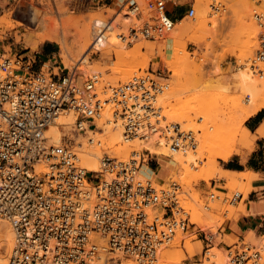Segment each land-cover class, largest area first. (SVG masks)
<instances>
[{
	"label": "built area",
	"instance_id": "2783aa9c",
	"mask_svg": "<svg viewBox=\"0 0 264 264\" xmlns=\"http://www.w3.org/2000/svg\"><path fill=\"white\" fill-rule=\"evenodd\" d=\"M170 3L179 7L180 0H125L126 25L118 42L132 47L164 41L177 23ZM208 8L211 14L221 10L216 0ZM195 13V0L187 2L180 20L194 19ZM252 18L259 29L256 49L240 67L260 76L264 11L254 10ZM112 22L95 23L92 43L106 41ZM36 63L29 49L0 50V219L12 232L6 264H121L123 259L155 264L179 233L194 226L180 206V185L162 187L141 175L149 158L160 155L147 147L126 159L104 153L95 173L82 166L81 154L83 140L95 142L106 114V124H121L124 141H152L172 152L192 148L195 132L168 120L159 103L168 81L151 68L101 92L99 73L84 78L79 65L66 70L57 62H41L35 70ZM61 119L65 123L57 124ZM51 126L62 132L59 141L48 135ZM242 199L235 192L229 204ZM218 235L203 231L204 256ZM261 239L258 245L238 240L227 246L226 262L264 264Z\"/></svg>",
	"mask_w": 264,
	"mask_h": 264
},
{
	"label": "rangeland",
	"instance_id": "374dc122",
	"mask_svg": "<svg viewBox=\"0 0 264 264\" xmlns=\"http://www.w3.org/2000/svg\"><path fill=\"white\" fill-rule=\"evenodd\" d=\"M187 2H192V0L180 1L185 9ZM216 2L220 3L221 6V10L218 14H211L208 8L210 0H195L196 13L194 19H182L183 24L189 26L192 30H195L201 25H205L204 29L206 30V32L203 30L204 33L199 31L198 34L195 35H193L194 32H190L188 35L176 37L172 40L175 45L177 44V47L180 45V47H178L180 49L184 44L183 52L186 56L185 59L182 58V54H179V52L178 55L181 59L178 55L173 54L174 47L168 48L165 41L170 35H168L164 41H159L157 43L138 42L132 47L124 45L125 52L129 51L128 53H131V51L133 52L134 49L136 50L137 46L140 45L144 47L141 49V51L144 52H151L149 49L153 47L152 53H150L152 56H149V61L147 60L148 64H146L144 68H135L133 64L126 70L129 69V76L131 77L134 74H146L147 70L150 71L151 68L154 70L159 69V71L162 72L163 78L168 81V85H170L168 90L173 89L174 92H171L172 90L169 92L167 91V94L165 93L166 96L164 94L160 98L159 103L161 105V100L165 103L162 104L164 107L163 114L168 120L181 124L183 129L190 126L193 132H195V144L189 149L191 151H196L198 155L197 165H195L193 171L194 173H199L200 170L208 164V155L205 154L206 149L203 147L202 150L199 149L200 145L197 143L200 134L206 133L209 135L211 133L213 137L215 136L212 141L213 147H225L233 143L239 144L238 138L242 135L238 124L240 119L232 118L234 104L232 103V99L238 98L241 103L244 104L250 99V95L246 91L237 88L235 77L237 72H239V68L240 70H245L240 66L246 63V60L252 56L256 49L259 29L252 18L253 11H264V1L258 5L252 0H216ZM124 3L125 0H0V50L4 49L5 51H10L11 49L14 51V49L20 50L26 48L23 40L24 36L26 34H36L41 30L37 22L31 21V15L34 12H38L41 18L43 16L52 18L59 17L58 19L64 20L67 24L66 42L67 45L72 47V45L77 42V31L81 24L91 23L92 25L93 18L111 20L121 10ZM61 8L64 10L66 9L64 15H60L58 12ZM200 12L202 13L201 16ZM240 16L243 18L241 20L242 22H240ZM19 23L22 25H19ZM244 29L246 31L249 30L247 31L249 33L252 30V32L254 31L256 34H254V37L251 33V36L249 35L250 37H243L247 34L243 33ZM241 30L244 35L240 33ZM172 33L173 31L171 34ZM249 38H251V41L254 43H250L251 41ZM245 41L247 44L244 43ZM43 43H52L56 47L57 55L55 60L57 65H60L61 68L71 70L72 67L77 64L79 65V61L82 57L80 59L79 57H74L77 59H72L70 61V66L68 68L65 67L60 57V45L54 41H45ZM171 45H169V47H171ZM249 45H252V48ZM244 46H248V48ZM26 49L35 53L38 47L35 49ZM112 50L106 49L103 52L93 53L91 57L89 55L91 66L88 65V73L86 76H83L85 78L94 72L99 73L101 82L99 89L101 92L117 86L119 83H124L130 78L128 76L124 79L122 77L124 73L114 72L118 62L114 63L117 61V58H115V51ZM172 63L175 65H172ZM83 66H85V64L81 65V67ZM246 71L250 75H254L247 69ZM80 73H82V71ZM260 76L254 75L253 78L257 80L258 88L263 90V94L261 91L260 92L264 99V75ZM202 106L204 107L201 108ZM178 107L180 108L178 109L180 113L176 110ZM174 108L177 111L176 113L180 115L179 117L184 114L187 116L188 114V119L183 117L184 120L179 122L171 118V115H174ZM105 117L106 120L110 118L108 114H106ZM199 119H201L200 122ZM242 126H245V122ZM211 129H213V131ZM256 135L257 134H252L247 136L248 142L246 141V144H243L246 145L244 151H246L247 154L255 147ZM94 138L96 141H99V138L103 140L101 137H98V134H96ZM85 140L87 142V139H84L83 142H85ZM96 141L94 142L95 145L94 143L89 144L88 142L87 145H89V147L94 146L95 148ZM129 148L136 149L134 146H130ZM131 152L132 150L124 154L123 156L125 157L115 156L123 159L128 157ZM109 155L111 157L114 156L113 153H109ZM165 157L166 156L160 155L158 157L153 156L154 160H150L151 158H149L148 164L144 165L146 172H148H145L146 176L156 185L162 187H167L171 182L180 185V196H182L180 197V206L186 211L188 210L190 223L195 227V229L191 230L190 226L187 231L181 233V240H175L174 243L166 249L167 252L170 254H178L183 249V246L192 244L194 249L193 253L186 254L178 264H201L210 254L208 253V256H204L205 244L202 240L203 231L207 233H216L220 231L224 235V238L218 235L213 243V247L220 250L221 253H219V256H221V258L219 257V259L221 260L216 259L218 262L214 261L212 264H221V262L226 263V259L222 260V258H225V248L220 247V245L223 242L232 245L238 241V238L228 233L227 226L230 221L236 220L238 216L243 213L244 206L242 203L252 190L251 186L250 188L242 187L241 185L230 187L227 183L232 177L228 179V177L224 176L219 171L213 170L209 173L210 176H208L209 178L207 177L208 179L198 181L192 180L191 188L186 192L184 189L185 187H183L178 178H169L170 171L167 168V163L170 158ZM156 158L158 160V165L155 161ZM223 162L224 161L219 159L216 161V165L218 166L217 169L221 170ZM156 167L159 168V172H152L149 169H156ZM243 177L244 173L236 176L234 180L237 179L236 182H238L243 179ZM235 192L241 193L243 199L236 202L234 205H230V198ZM211 194L214 195V198L210 197ZM181 201L183 204L185 203L184 206H182L183 204ZM192 212H195L194 215L198 212L197 214L199 217L196 215L198 221L192 218V216H194ZM244 241L246 243L258 245L262 239L255 240L247 236ZM3 250L5 253L6 248ZM121 262H124V259Z\"/></svg>",
	"mask_w": 264,
	"mask_h": 264
},
{
	"label": "bare ground",
	"instance_id": "6f19581e",
	"mask_svg": "<svg viewBox=\"0 0 264 264\" xmlns=\"http://www.w3.org/2000/svg\"><path fill=\"white\" fill-rule=\"evenodd\" d=\"M65 10L61 8V9H59V11L58 10L57 11L60 13V15L61 14L64 15L66 12ZM49 13H50V11H49ZM201 15H202V13L200 12V16ZM58 18L59 17L52 18V17H46V16L45 17L43 16L41 18L40 14L38 12H34L31 15V21L37 22L38 27L41 29L40 30L41 32L38 31V33H36V34H26L24 36V39H23L24 44H25L26 48L35 49L38 47L39 44H41L45 41H54V42L58 43L60 45V50H61L60 57L62 58V60H63L62 62L65 65V67L68 68L70 66V61L72 59L76 60L78 57H79V59L82 57L79 61V69H80V72L82 71L81 74L83 76H86V74L88 73V67H89L88 65H90L89 55L91 57V55L93 53H96L98 51L103 52L106 49H110V50L113 49L115 51V55H116L115 58H117L116 59L117 61H115L114 63L118 62V64L115 66L114 72L115 73H121V74L124 73V75L122 76L124 79H126L130 74V71H128L129 69L126 70L127 68H129L133 64H134L133 67H135V68H139V67L144 68V66L146 64H148L147 60L149 59V56H152V55H150V53H152L153 47H151L149 49V50H151V52H144V51H141V49L144 47H141V45H140V46H137L136 50L134 49L133 52L131 51V53H128L129 51L125 52V46L123 44H121L120 42H118V40L116 39V36H117L119 30L121 29V27H124L126 25V19L123 17V12H121V10L115 15V17L113 18V22L108 26V29L106 32V41H104V42L102 41V42H99L96 44L91 42L94 25L96 22L103 21L104 19L93 18L92 25H91V23H87V24H83V25L81 24V26L78 27V31H77V42L74 45H72V47H70L69 45H67V42H66V35H67V31H66L67 26L66 25L67 24H66V22H64V20H61ZM64 19H66V18H64ZM242 19L243 18L240 16V22H242L241 21ZM104 21H106V20H104ZM3 22H4V20H3ZM19 25H22V24L19 23ZM204 28H205V25H201V26L197 27L195 30H192V29H190L189 26L183 24V20H180L175 24L174 29L172 30L173 33L172 34L170 33V36L168 37V39L165 42L167 43L168 48L174 47V49H173L174 55H178V52H179V54H182V58L185 59L186 56L184 55V52H183L184 44L182 43L183 45L181 47V49H182L181 50L180 48H178V47H180V45L177 47L176 46L177 44L175 45L173 43L174 41L172 42V40H174L176 37L188 35L190 32H194L193 35L198 34L199 31L201 33L202 32L204 33V31H203V30H205ZM247 31H249V30H247ZM247 31L244 29V32L241 30L240 33L241 34H242V32L244 34L247 33L246 34L247 36L242 34V35H244L243 37H248L250 35V33L253 34L252 36L254 37V34H256V33H254V31L252 32V30L250 33ZM205 32H206V30H205ZM193 35H192V37H193ZM200 36H201V34H200ZM249 40L251 41V38H249ZM249 40H248V42H249ZM244 43H246V41ZM250 43H254V42L251 41ZM250 43H248V44H250ZM169 45H171V47H169ZM252 45H254V44H252ZM244 47L248 48V46H244ZM248 50H250V49H248ZM74 57H77V58H74ZM179 58L181 59L180 56H179ZM176 59H177V57H176ZM174 63L176 64L175 61H174ZM174 63H172V65ZM82 64L83 65L85 64V66H83L84 68L81 67ZM261 70L263 71V74H261V76H262V75H264V64L261 65ZM253 77H254V75H250L246 71V68H245V70H242V69L240 70V68H239V72H237L236 77H235V79L237 81V86H238L237 88H240L242 91L243 90L246 91L250 95V99H248V101L244 104H242L240 99H238V98H233V99L231 98L233 101L232 103H234L233 109H232V114H233L232 118H235V119L239 118L240 119L238 124L240 126L239 128L241 129L242 135H240V138H238L239 144L233 143V144H231L229 146H225V147H213L212 141L214 140L215 136L213 137L211 135V133L209 135L206 133L203 134L202 133L203 131H202L201 132L202 134H200L198 139H197V143L200 145L199 149L202 150V147L206 149L205 154L208 155L207 156L208 164L203 169L200 168L201 170L199 173L193 172L195 165H197V159H198V157H197L198 155H197L196 151H194V150L191 151V150H189L190 148H188L185 151H183V153L178 152V151L172 152V151H170V149L168 147L163 146V144L160 146H154L152 141L149 143H143V142L136 140V139L133 141H128V142L124 141L123 137H122L123 130L121 128V124L120 123L106 124V117H105L106 115L97 124L98 130L101 131V132H99L100 135L98 134V137H101L103 139V140H101L99 138L100 145H96L94 148V146L89 147V145H87L86 140H85V142H83V150H82V154H81L82 166L88 172L97 173V172H100L99 160L102 158L103 153H108V154L113 153L114 154L113 157L117 158L116 156L122 157L124 154H126L130 150L140 151L142 148L147 147L151 150L152 153H156L158 155H162V156H166V157L170 158V160L167 163V168L170 171L169 178H176V179L178 178L181 181V184L183 185V187H185L184 189L186 190V192L189 191V189L191 188L192 180L198 181V180H202V179L203 180L208 179L209 178L208 176H210L209 173H211L213 170L219 171L221 173V170L217 169L218 166L216 165V161L218 159L221 161H227L234 153H241V149H245L246 145H243V144L247 141V136H250V133L242 125L244 124V122L247 119H249L250 117L255 115L258 111L264 109V99L262 97L263 90H260L258 88V82ZM100 84H101V82H100ZM170 90H172L171 92H174L173 89H170ZM170 90H168V92ZM260 91L262 92V94ZM166 94H165V96H166ZM174 96H175V94H174ZM159 101H160V99H159ZM163 103L164 102L161 100L162 108H164L162 105ZM203 107L204 106H202L201 108H203ZM178 109H180V108L178 107L176 109L180 113V111ZM174 110H175V108H174ZM176 110L174 111L175 113L173 112L174 115H171V118H174V119L178 120L179 122L184 120L183 117H186L185 119H188L187 118L188 114H187V116L184 114L183 116L179 117L180 115L178 113H176L177 112ZM62 123H65V121L63 119L57 121V124H62ZM185 130L193 131L192 127H190V126L185 128ZM199 130H201V129H199ZM211 130L213 131V129H211ZM239 133H240V131H239ZM235 134H237V133H235ZM48 135H50L55 141H59L60 137L62 136V132L58 129V127L51 126L49 129ZM233 135H234V133H233ZM93 139H95V138L93 137ZM94 141H96V140H94ZM94 145H95V143H94ZM130 146H134V148H136V149H130L129 148ZM123 157H125V156H123ZM126 158H123V159H126ZM145 172H146V170L143 166V168L141 169V175H142V177L147 178L146 173H148V172H146V173ZM241 174H243V173H233L232 178H230L229 180L227 179L228 180L227 185L230 187L231 186L234 187L235 185H241L242 187L250 188L254 174L251 172L244 173L243 179L236 182L237 179L234 180V178L238 175H241ZM210 178H212V177H210ZM180 197H182V196H180ZM245 197H246V195H245ZM181 203H182V201H181ZM195 203H196V199H195ZM184 204L182 206H184ZM186 212L188 213V210ZM192 213H193L192 215H194L195 212H192ZM197 213L198 212H196V215H198ZM196 215L192 216V218L195 221H198L199 215H198V217ZM181 236H182L181 233H179L175 240L180 239ZM11 245H12V232H11L10 226L8 225V223L6 221L0 219V264H6L7 263L8 255H9V252L11 249ZM4 248H6L5 253L3 250ZM193 251H194V249H193L192 244L183 246V249L178 254L177 253L176 254H170L165 249L164 251H162V253H160L158 261L155 264H178L180 262V260L186 256V254H192ZM208 253H210L209 256L207 255L208 256L207 258L204 257L206 259L201 264H212L214 261L218 262L216 259L221 260V259H219V257L221 258V256H219L220 255L219 253H221L219 249L213 247ZM224 259L225 258H222V260H224ZM226 263L221 262V264H226ZM121 264H135V263L132 261H129V260H124V262H122Z\"/></svg>",
	"mask_w": 264,
	"mask_h": 264
},
{
	"label": "crops",
	"instance_id": "0c3cea01",
	"mask_svg": "<svg viewBox=\"0 0 264 264\" xmlns=\"http://www.w3.org/2000/svg\"><path fill=\"white\" fill-rule=\"evenodd\" d=\"M182 1V0H180ZM173 21L178 22L185 14L186 9L183 4L175 7L173 4L168 5ZM37 63L34 66L35 70L41 67V62L49 64L56 62V47L52 43H41L38 50L35 52ZM244 128L249 131L250 135H256L254 149L247 154L244 149L241 153H234L227 161H224L221 166V174L232 177L233 173H248L254 174L251 182L252 190L249 192L246 199L243 200L244 211L236 220L228 223L227 231L232 236L242 241L247 236L255 240L264 238V110L258 111L255 115L245 121ZM152 172H159V168H149ZM195 229L194 226L190 227ZM220 235L224 238L222 232ZM229 246L223 242L220 247L226 248Z\"/></svg>",
	"mask_w": 264,
	"mask_h": 264
}]
</instances>
